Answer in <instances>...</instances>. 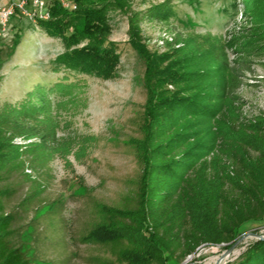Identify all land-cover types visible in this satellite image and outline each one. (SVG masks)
<instances>
[{"label":"trees","instance_id":"1","mask_svg":"<svg viewBox=\"0 0 264 264\" xmlns=\"http://www.w3.org/2000/svg\"><path fill=\"white\" fill-rule=\"evenodd\" d=\"M237 1L240 24L227 35L177 33L162 55L142 45V24L169 25L172 0H140L145 10L135 9V0H73L74 11L54 1L50 19L36 23L61 39L65 51L53 73L63 77L0 106V181L22 172L36 185L22 203L30 205L46 187L26 173L29 168L45 172L57 159L72 168L88 159L98 137L76 127L89 109V85L81 76L115 77L120 54L110 41L111 16L125 13L130 46L146 67L143 136L130 140L141 174L131 206L96 204L98 220L84 242L111 247L114 264H178L179 252L190 256L204 245L229 249L243 227L264 221V115L244 117L233 67L264 57V0ZM19 43L6 54L0 50V87ZM10 195L0 186V264H36L35 254L14 243L15 216L4 202ZM227 264H264V240Z\"/></svg>","mask_w":264,"mask_h":264},{"label":"rangeland","instance_id":"2","mask_svg":"<svg viewBox=\"0 0 264 264\" xmlns=\"http://www.w3.org/2000/svg\"><path fill=\"white\" fill-rule=\"evenodd\" d=\"M6 1L0 0V4ZM153 1L161 4L166 0ZM238 3L237 0H172L175 15L169 25L149 21L142 24V45L152 55H162L172 47L177 33L225 36L240 24ZM134 8L145 10L147 6H140V0H135ZM111 26L110 41L117 45L120 54L115 77L105 80L81 76L89 85V109L76 120V127L98 137L88 159L81 165L74 162L72 168L57 159L48 171H26L46 187L30 205L22 203L35 192L36 185L22 172L6 173L0 181L1 188L11 192L4 202L6 212L15 216L14 243L35 254L36 264L118 262L111 247L86 243L84 238L98 220V202L120 208L132 205L141 166L130 140L143 136L147 92L145 63L130 46L127 15L112 14ZM17 39L20 43L16 52L2 71L5 81L0 87V106L22 99L36 84L63 77V73H53L54 60L65 51L61 39L49 37L34 19L20 14L12 20L6 36L0 35V50L6 54ZM230 58L234 61L232 54ZM233 67L241 80L235 94L244 104V117L264 115V57L244 59ZM85 123L89 128L84 127ZM259 237H264V221L243 227L241 238L244 239L222 264L240 260ZM227 250L226 244H222L201 246L190 256L179 252L178 264H215Z\"/></svg>","mask_w":264,"mask_h":264},{"label":"built area","instance_id":"3","mask_svg":"<svg viewBox=\"0 0 264 264\" xmlns=\"http://www.w3.org/2000/svg\"><path fill=\"white\" fill-rule=\"evenodd\" d=\"M52 1H59L63 7L72 11L77 8L73 2L66 0H7L0 4V35L6 36L12 20L19 14L36 22L49 20ZM17 142L22 143L20 139ZM27 172L31 173V170L28 169Z\"/></svg>","mask_w":264,"mask_h":264},{"label":"water","instance_id":"4","mask_svg":"<svg viewBox=\"0 0 264 264\" xmlns=\"http://www.w3.org/2000/svg\"><path fill=\"white\" fill-rule=\"evenodd\" d=\"M244 238H248V236H246V237H244ZM244 238H240V239H239L234 245H232V246L226 251V253L222 256V258H221L217 263H215V264H222V261H223L225 258L231 256V254L233 253L235 247L238 246ZM259 240H264V237H259Z\"/></svg>","mask_w":264,"mask_h":264},{"label":"crops","instance_id":"5","mask_svg":"<svg viewBox=\"0 0 264 264\" xmlns=\"http://www.w3.org/2000/svg\"><path fill=\"white\" fill-rule=\"evenodd\" d=\"M4 70V69H3Z\"/></svg>","mask_w":264,"mask_h":264}]
</instances>
